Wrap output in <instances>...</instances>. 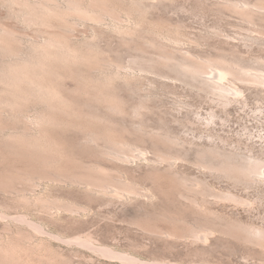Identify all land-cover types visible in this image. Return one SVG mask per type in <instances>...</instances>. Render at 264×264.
<instances>
[{
  "label": "rangeland",
  "instance_id": "374dc122",
  "mask_svg": "<svg viewBox=\"0 0 264 264\" xmlns=\"http://www.w3.org/2000/svg\"><path fill=\"white\" fill-rule=\"evenodd\" d=\"M139 1V13H132L125 8L127 11L121 9L117 18L109 16L102 23L78 20L75 28H72L74 31L68 33L74 43L81 46L94 45L99 61L113 62L115 69L106 67L109 68L108 73L117 71V68V72L123 73L125 80L115 77L109 80L111 84L108 81V85H103L107 87L104 89L106 92H113L119 96L120 101H125L121 102V106H124L118 110L119 113L110 112L104 103L95 102L88 94L83 95L81 91L82 95L79 94L78 89L83 90L84 86L78 85L80 81H74L75 78L65 77L67 79L64 78L62 82V88H65L61 90L68 97L75 98L73 106L78 108V113H83V116L89 113L87 118L90 116L91 121H95L96 117L100 125H109L113 134L139 144L145 148V156L135 157L133 153L131 157L132 152L128 150H124L123 155L129 153L127 158L130 160L124 156V159L119 160L107 156V147L98 144L95 148V144L88 141L89 130L86 134L87 128L83 130L78 125H81V119H76L78 122L74 124H78L74 127L71 122L70 126L64 124L50 128L48 133L55 149L52 147L53 153H50L49 159L45 156L32 157L15 148V143L18 141L16 137L20 140L19 136L32 128L28 122L31 119L28 118L35 114L36 109L28 110L25 117L17 114L12 118L10 114L9 119V112L0 114L1 119H4H0V123L3 122L0 124V249L9 243V247L17 250L24 260L22 262L26 264L32 261L31 264H126L119 259L107 258L88 245L75 242L76 239L85 241L91 238L90 241L96 247L130 254L140 264H264V244L261 242V245L258 239L255 241L256 238L251 237L250 233L251 229L252 232L264 229V184L256 187L239 185L229 178L212 173L206 167L204 170L196 151L204 146H217L222 150H233L240 157L258 159L261 166H264V85L228 75L229 81H224L225 84L236 85L243 93L240 97L231 96L232 100L224 108L219 97L201 89L198 82L192 83L175 73L173 68L158 63L166 53L172 54L177 61L224 59L238 65L237 68L264 77V26L258 16L255 19L256 25L249 24L233 6L245 1L254 4L256 0H226V4L225 0ZM228 1L231 8L227 7ZM6 2L0 0V28L20 35L19 42L24 48L43 39L48 32L56 31L53 28L28 26L13 14L14 9ZM128 2L132 4L131 0ZM131 29L135 30L134 33ZM126 75L138 76L137 81L134 80L137 83H128ZM142 102L145 107L141 108L140 116L134 115V108ZM163 133L177 138L183 145L173 146V143L159 141L156 135ZM158 148L178 158L172 167L174 170L167 163L155 165ZM48 153L47 156L50 155ZM52 158V162L46 161ZM87 168L91 171L88 172ZM93 169L96 171L94 174ZM46 172L66 177L55 183L37 178L35 180L37 175ZM97 172L102 173L98 175ZM101 174H111L110 179ZM82 176L106 177L113 184L109 191H89L91 189H86V185L78 182ZM116 178L123 179L122 182L129 185L126 188L133 186V190L137 189L141 195L124 193L131 189L122 191L123 186ZM186 179L191 182L199 179L202 184L205 183L206 202L201 195H198L201 198L190 195L184 184ZM33 180L38 182L34 186ZM116 186H120L121 191ZM224 192L233 193L242 201L223 200L220 195ZM181 194H184L183 197ZM186 194L192 200L195 196L198 202L203 201V211L185 201L188 199V195L184 198ZM39 197L48 202L54 201L53 204H57L53 205L54 210H48L45 201H38ZM201 217H204V221ZM34 225L36 228L40 226L42 232H38ZM199 226L208 227V232H199ZM195 228L198 230L196 234L200 233L202 238L197 235L194 237V233L190 232ZM247 228L249 230L246 231Z\"/></svg>",
  "mask_w": 264,
  "mask_h": 264
},
{
  "label": "bare ground",
  "instance_id": "6f19581e",
  "mask_svg": "<svg viewBox=\"0 0 264 264\" xmlns=\"http://www.w3.org/2000/svg\"><path fill=\"white\" fill-rule=\"evenodd\" d=\"M6 1H7L6 3L10 4L12 6V9H14L13 14H15L18 19H21L28 26L53 28L56 30L54 32H48L47 35H44L45 38L43 37V39H41V40H37L35 42H32L30 40L32 42L31 45L29 44L30 46L24 48L25 46L24 47L21 46L22 43L19 42V40H20L19 36L20 35H18L14 31H11V30H8L5 28H0V85H1V88H0V114L3 115L6 112H9L7 115L9 117V119H10V116H9L10 114L12 115V118H13V116L15 118L17 114H21V117H25L24 114H26V112L28 110H30L31 108L36 109L35 114L31 115L30 118H28V119H31V120H28V122L30 125H32V128H30L28 130H26L27 128H25L26 131L21 136H19L20 140L18 137H16V139H18V141H17V143L14 142L16 145L13 144V145H15V148L17 147V149H21V151H24V153L26 152L27 155L31 154V156L32 155L39 156L38 158H40V157L42 158V156H45L49 159L51 154L53 153V152H51V149H52V147H54V146H52V142H51L52 137L50 138L49 133H48L50 128L52 126L54 128L55 125L59 126V125H64V124H69V126H70L71 122H72V126L74 127V125L76 126V124H78V123H76V124H74V123L78 122V120L81 119V121L79 122V123H81V125L80 124H78V125L81 128H83V130L87 128L85 130V132H86V134L89 132L88 138L89 137L90 138L88 139V141H90L91 144H95V148H96V145H98V144H101V145L103 144L104 147H107V150L105 151L106 154H108L107 156H109V157L113 156L114 159L116 157H117V159L118 158L124 159V158H122L124 156L123 155L124 150H128V151L132 152L131 157H133V153L135 154L134 155L135 157L145 156L146 150H145V148H142L139 144L130 142L129 140L123 139V137L121 138L120 136L113 134L114 132L112 133L111 128H109V125H108V127L107 126L105 127L104 125H100V123H98L99 121L96 120V117H95V121H97V122H95L94 120L91 121L89 119L90 116L87 118L89 113L87 116L85 115L86 117L83 116V113H81V114L78 113V110H77L78 108L76 109L75 108L76 106L75 105H74L75 107L73 106V104H75V100H74L75 98L74 97L73 98L68 97L62 91L63 88H65V87L62 88L63 79L65 77L72 78V79L75 78L74 81H77V80L80 81V82H78L79 83L78 85L82 84V86H84L83 90H81L82 88L78 89L79 91L77 90L79 92V94H81V93L83 95L88 94L93 99H95V102L97 101V103H98V101H99V102L104 103L106 105L105 107H107L110 112L111 111L112 112H115V111L118 112V110H121V107L124 105L121 106L122 101H120L121 99H119V96L115 95L113 92L111 93L110 91L106 92L104 89H106L107 87L104 88L103 85H106V83L108 85V81L110 79L112 80V78L113 79L115 77L123 78V75H122L123 73L117 72L118 68H117V71L114 70L113 72L111 71L112 73H108L109 68L112 69V67H113L115 69V65L113 64V62H109L106 60L99 61L98 53L95 50L94 45L88 44L87 46H81L80 44L74 43V41H72L70 38L71 35L68 36V33L70 30L74 31V30H72V28L73 29L75 28L76 22L78 20L79 21H94L97 23H102L109 16H115V17L117 16L118 17L120 14L119 11L121 9L123 10L125 8L128 9L129 11H132V13H134V12L136 13L139 11V6H137V5L141 6V4H140L141 2L139 0L138 1L137 0H134V1L131 0L132 4L129 5L128 0H6ZM227 3L229 6H227V5L226 6L231 8V6H230L231 3L229 4V1ZM224 4H226V0H225ZM233 6L237 10V12L242 14L243 18L245 17V19L248 21V23L250 22L252 24L253 23L255 24V19H257V16H258L259 20L262 22V25L264 26V0H256V2L254 4L245 1L244 3H239V4L236 3V5H233ZM126 9H125V11H127ZM131 30L133 31V29H131ZM134 31H133V33H134ZM129 42H131V41H129ZM166 54L167 55L161 56V60L158 61V63H160L162 66L165 65L167 67L168 66L171 67V69L173 68L175 73H177L179 76H181L183 78L188 79L192 83L198 82L199 83L198 86H200L201 89L208 91L210 93H213L215 96L217 95L219 97L220 101L222 102V104L224 105L223 106L224 108L227 107L229 105L230 101L232 100L231 96L240 97L241 94L243 93L242 89H240L236 85L228 86L225 84L226 81H229V80H227V78H229L228 75H234L237 79H240L243 81L264 85V79H263L264 77L263 76L252 74V73H250V71L241 69L240 67L237 68L238 65L235 66V65H233L234 63L230 64L228 61H226L224 59L223 60L221 59L220 61H203V62H194L192 60L194 62L193 63V62L188 61L186 59H183L182 61H177L174 59L173 56H171L172 54H170V55L168 53H166ZM158 58H160V57L158 56ZM184 58H185V56H184ZM139 61H140V59H139ZM150 63H151V61H150ZM150 63H147V64H150ZM152 64H153V62H152ZM106 67H109V68L107 69ZM144 69H145V67H144ZM99 71H100V73H98ZM128 74H131V73H127V75ZM127 75H126V77H127ZM69 76H72V77H69ZM136 77L135 76L131 77V75H129L126 78L127 79L126 81L128 83H130V82L133 83L134 80L137 81L138 76H136ZM65 79H67V78H65ZM123 79L125 80V78H123ZM110 82L111 81H109V83ZM82 86H80V87H82ZM135 87H136V85H135ZM113 90H115V89H113ZM65 91H67V90L65 89ZM80 91H81V93H80ZM78 98H80V96H78ZM142 99H143V97L141 98V100ZM79 100H81V99H79ZM85 101H87V100H85ZM124 102H122V103H124ZM146 103H148V102H146ZM78 106H79V104H78ZM80 106H82V105H80ZM143 107H145L143 102L138 107H135L134 108L135 112L133 111L134 115L140 116V114H141L140 110H142L141 108H143ZM146 109H147V107H146ZM81 110H83V109H81ZM123 110H122V112H123ZM116 112H115V114H116ZM214 115L215 114L212 115V119L214 118L213 117ZM0 119H1V117H0ZM76 119H78V120H76ZM92 119H94V118L92 117ZM99 119L101 120V118H99ZM213 120H211V122H213ZM141 121H142V119H141ZM211 122H208L207 124H211ZM104 123H106V122H104ZM108 123H110V122H108ZM0 124H3V122ZM101 124H103V123H101ZM5 126H3V127H5ZM6 127H8V126H6ZM62 129H64V128H62ZM1 130L2 129L0 128V131ZM4 130H5V128H4ZM82 132H84V131H82ZM141 132L144 133V131H142V130H141ZM153 133H154V131H153ZM163 134L162 135H156V137H158L160 139V140L157 139V141L159 140L162 142L164 141L167 143H173V146H174V144H176V146H179L180 140L177 141V138L174 139L175 137H172L169 134H164V135ZM144 137H146V136H144ZM212 137H214V136H212ZM153 138H155V137H153ZM16 139H15V141H16ZM2 144H4V143H2ZM9 144H11V143H9ZM9 144H7V145H9ZM85 144H86V142H85ZM181 144L183 145V143H181ZM57 145H58V143H57ZM11 146L12 145H10V147ZM8 148H9V146H8ZM13 149H14V147H13ZM54 149H55V147H54ZM11 150H12V148H11ZM196 151L198 152V158L201 160V161H199L201 166H204L203 167L204 170H206L205 169V167H206L212 173L219 174L220 176L225 177V178H229V179L235 181V183L239 184V185L240 184H246L249 186H255V185L258 186L260 184H264V166H261V162L258 159H255L253 157H248V156H246V157L241 156L240 157V154L234 152L233 150H231V151L230 150H222L220 147L218 148L217 146L216 147H212V146H209V147L206 146L205 147L204 146L202 148L197 149ZM47 153L48 154L51 153V154L49 156H47L46 155ZM127 155L130 156L129 153ZM127 155L124 157L127 158ZM16 156H17V154H16ZM35 158H37V157H35ZM53 158L50 160L46 159V161L52 162ZM177 159H178L177 157H174L171 154H169L168 152L162 151L161 149L158 148L156 151V159L154 160V162H155V165L157 163H167L169 165V167L172 168L175 166L176 161L178 162ZM127 160H130V159L127 158ZM33 162H35V160H33ZM196 162H198V161H196ZM52 164H54V163H52ZM200 164H199V166H200ZM40 167H41V165H40ZM101 168H102V166H101ZM48 170L50 171V168ZM87 170H88V172L91 171V169H88V168H87ZM172 170H174V169L172 168ZM81 171H82V169H81ZM106 171H103V172L106 174ZM95 172L96 171L93 169L92 173L94 174ZM85 173H87V172H85ZM97 173L99 175L102 172H100V173L97 172ZM82 174H80V175H82ZM72 175L76 176L75 174H72ZM109 175H111V174H109ZM95 176L93 178H91V176L90 177L88 176L89 178H87V177L84 178L82 176V177H80L81 181H78V182H80L81 185H86V186L90 187V188H87L85 186L86 189H88V190L91 189L89 191H92V190L94 192L97 191L94 189H98V190H102V191H104V190L109 191L110 190L109 188H110L112 182H110L109 180L106 179V177H108V176L102 175V176H106L105 178L101 177V176H100L101 178H98ZM64 177H66V176H61V174L59 176V175H56L53 173L49 174V172L47 174V172H46L44 175L43 174L37 175L35 177V180L42 179V180H45V181H48L51 183H55L58 181L59 182L62 181ZM24 178H27V177L24 176ZM109 179H110V176H109ZM116 179L118 180V183L121 186H123L122 188L120 186H118V187L116 186L117 188H119V190L121 188V190L123 191V189L125 190L129 187V185L127 183L125 184V182H122L123 179L122 180H120V178H116ZM71 181L74 182L73 180H71ZM76 181L77 180H75V182ZM31 182H32V180H31ZM188 182H191V181H188V179H186L184 184L187 187V190L189 189V192L191 193L190 195H196V197L198 195H201V196H203L202 200H204V196L206 195V193H205L206 189H204V187H206V185H204L205 183L203 182L204 184H202L199 179H198V181L191 182L190 184ZM34 183L37 184L38 182L36 183V181H34L33 186L35 185ZM127 185H128V187L126 188ZM132 187L133 186H131V188H130L131 190L128 188L130 191L125 190L123 192L124 193L127 192V194L129 192L130 193L133 192L134 194L139 195L140 193L138 192V190L137 189L133 190L134 187L133 188ZM138 188H140V187H138ZM135 190H137L138 193L137 192L135 193L134 192ZM102 193H101V195H102ZM220 193H222V192H220ZM220 193H218V194H220ZM184 194H181V196ZM188 194H186L184 196V198L187 197ZM218 194H217V196H218ZM190 195H188V197H187L188 199H190V197H191ZM196 197L194 196L193 200L191 198L190 199L191 201H189L186 198L187 200H185V201L190 202L191 204L199 207L203 211L201 205L203 206L204 203L202 204L201 202H203V201H201V200H200V202H198L199 200ZM221 197L223 198V200L224 199L225 200H231V201H240L241 200V198H239L238 196H236L230 192H227V193L224 192V194L220 195V198ZM198 198H201V197L198 196ZM24 200H25V198H24ZM26 201H28V203H29V200H26ZM30 201L32 202V200H30ZM34 201L35 200H33V202ZM36 201H35V203L37 204L40 201L44 202L45 200L43 198H40L38 200L39 202H36ZM45 202H44V204H46L48 210H54L53 209L54 208L53 205H55V204H53L54 201L51 202L49 200V202L51 204L47 200ZM47 202L49 204H47ZM204 202H206V201L204 200ZM30 204H32V203H30ZM32 205H34V203ZM183 206H185V205H183ZM59 207L61 209V206H59ZM55 208H58V207H55ZM199 208H198V210H199ZM194 210H197V209H194ZM72 211H73V209H72ZM199 212H200V210H199ZM200 213L202 214V212H200ZM206 217H208V216H206ZM203 218H202V220H203ZM208 218H210V217H208ZM210 219H212V217ZM212 222H214V221H212ZM183 223H185V221ZM207 224H209V223H207ZM201 225H204V224L202 223ZM185 226H187V225H185ZM206 226H208V225H206ZM231 226L232 225H230V227ZM34 227H35V225H34ZM210 227L212 228V226H210ZM150 228H151V226H150ZM36 229L38 232H42V229L40 226H38ZM148 229H149V227H148ZM187 229H189V226ZM150 230H152V229H150ZM154 230H156V229H153V231ZM198 230H199V232L200 231L208 232V227L206 228L205 226H201V227L199 226ZM198 230H197V228H195V229H192L190 232H193L194 237H196V235H197L196 231L198 232ZM209 230H210V228H209ZM213 230H215V229H213ZM245 230L247 231L249 229L247 228ZM251 230H253V229H251ZM251 230H250V233H252L251 237L252 236H253V238L255 237L256 238V239H254L255 241H257V239H258L261 245H262V243L264 244V229L255 230L253 232ZM223 231H225V230H223ZM211 232H213V231H211ZM240 232L243 233L242 231H240ZM187 234L189 235L190 233L188 232ZM203 234H206V233H203ZM225 234H226V232H225ZM183 235H185V234H183ZM176 236H177V234H176ZM197 236L201 237V234L199 233V235H197ZM231 236H232V234H231ZM247 236H248V234L246 235V237ZM202 237H203V235H202ZM251 239L252 238H250V240ZM90 240H91V238H90ZM90 240L87 239V240L83 241L82 239H76L75 242L79 243V244L83 243L85 245H88L89 247H92L95 251H97L98 253H101L104 256H106L107 258L119 259L126 264H140L139 261L130 254L119 253V252H116L112 249L102 248V247H98V246L96 247L94 245V243L91 242L92 240L91 241ZM245 240H247V239H245ZM251 244H253V243H251ZM255 244H257V243H255ZM15 246H17V245H15ZM22 261H24V260L20 258V256L17 253V250H15L14 248H11V246L9 247V243H8L7 247L4 246V248L2 250L0 249V264H26L25 262H22Z\"/></svg>",
  "mask_w": 264,
  "mask_h": 264
}]
</instances>
